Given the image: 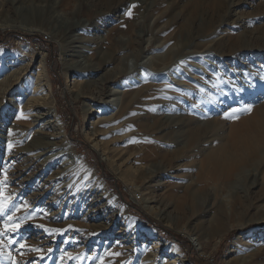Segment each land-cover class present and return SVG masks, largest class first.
<instances>
[{"label": "rangeland", "instance_id": "1", "mask_svg": "<svg viewBox=\"0 0 264 264\" xmlns=\"http://www.w3.org/2000/svg\"><path fill=\"white\" fill-rule=\"evenodd\" d=\"M101 1L82 5L75 0H0V79L4 75L12 79L20 69L19 77L23 75L18 87L11 89L9 82L0 85V264H173L168 255L171 244L178 247L176 257L183 264H264V258L249 262L248 255L264 250V156L229 180L201 164L210 147L264 104V0H222L224 7L215 10V0H206L205 16L197 12L183 31V7L171 10L179 0H161L146 20L139 12L145 0H128L98 21L92 14L105 11ZM163 11L170 14L160 28L173 17L177 23L159 37L155 22ZM132 18L138 25L134 37L126 31ZM213 21L221 23L222 32L212 38L238 36L240 44L250 45L251 50L187 58L185 54L199 52L201 30L215 31ZM194 23L200 27L192 28ZM12 24L35 31L8 27ZM105 28L110 38L104 40ZM148 28L152 30L143 37ZM65 33L74 38L67 49ZM24 35L30 38L24 40ZM87 36L98 39L95 45L81 42ZM137 46L145 50L139 60L133 50ZM119 48L127 49V55ZM157 55L167 61L155 66ZM42 56L47 79L38 84L42 97L38 102L50 104L49 113L41 107L27 113L23 106L32 96L30 87L36 83L32 72ZM99 61L104 70L92 71ZM140 63L145 67H137ZM71 74L79 79L78 88ZM127 74L136 75L127 78ZM86 81L90 87L81 90ZM111 91L119 95L110 111L105 102L113 97ZM128 94L134 100L120 118ZM249 105L250 112L244 110ZM94 116L105 121L119 118L122 127L114 130L115 137L123 154L135 161L132 170L139 168L135 177L118 179L114 170L118 162L107 166L100 152L90 147L96 141L101 148L110 138L89 140L98 125L91 123ZM29 121L36 128L29 127ZM158 121L166 128L154 131ZM186 123L211 130L190 150L185 146ZM45 140L52 146L49 152L36 145ZM28 155L37 158L25 167ZM79 159L94 176L83 170ZM140 171H158L159 176L146 188ZM252 177L255 183L248 188L246 182ZM108 191L111 203L92 219L86 193L99 200ZM132 194L141 196L153 215L135 203ZM123 211L134 222L123 220ZM140 215L180 242L165 237ZM152 233L167 241L162 251L152 247V237L144 239Z\"/></svg>", "mask_w": 264, "mask_h": 264}, {"label": "bare ground", "instance_id": "2", "mask_svg": "<svg viewBox=\"0 0 264 264\" xmlns=\"http://www.w3.org/2000/svg\"><path fill=\"white\" fill-rule=\"evenodd\" d=\"M19 1L21 2L22 0H19ZM36 1H38V2L44 1V3H49L50 2V0H36ZM75 1H77L78 4H82V5L83 4L87 5V2H88V0H75ZM205 1L206 0H179V1L175 2V3H172L171 10L172 9H180L181 7H183V9L181 11L182 15H181L180 19L185 20V23H182L183 25H180V28H181L180 30L181 31H183L184 28L188 27V23L187 22L191 18H192V22L194 21L195 15H196L197 12L203 13L207 9V7L204 5ZM60 2L63 3L64 0H60ZM127 2H128V0H102L101 1V3H102L101 5H102V7L105 6V11L104 10L101 11V12L99 11V12H96L97 14L95 13V14H92V15H96V18L98 19V21L99 20H104L105 17H107L108 15L116 13L118 8H120L121 6H125ZM154 2H150V1H146V0L143 1L144 5L141 6V9H140L139 12L141 13L142 17L145 18L144 20H146V18H148V17L152 16L153 14H155L156 11H157V6L160 5L164 1L154 0ZM239 2H241V1L239 0L237 3H239ZM150 3H154V4L150 5ZM223 5H225V4L223 3L222 0H215V5H214V3L212 4V6H214V10H215V7H217V6H219V8L222 9L224 7ZM192 12H193V17H192ZM169 14H170V12H167V11H163V12L157 14L155 27H157L159 29V31H158L159 37H162L172 27V25H175L177 23V19L173 17V18H171L172 22H169L166 27L164 26V28H160L161 25L165 22V20L167 18H169ZM205 14L206 13L204 12V16H205ZM211 17L213 18V15ZM220 24L221 23L220 22L217 23V21L216 22L215 21L212 22V26L215 29V31L212 32V33L207 32V30L206 31L205 30H201V32H203V34L199 35L197 37V39H199L197 41V44L200 47L199 48V52H195V53H192V54L187 53V54H185V56L187 58L197 57V59H198V58H202V57H200L199 53H209V52L212 53V51H214V52L216 51L215 54L216 55L218 54L219 56H233V54L241 52L243 50H251L252 47L250 45L249 46L246 45V47H245L244 45L240 44V39H238V36L229 37L227 40L222 39V37H218L217 39L216 38H212L213 35L220 34L222 32L220 30L221 29V25ZM193 26L194 27H200L198 24L195 25V23L192 25V28H193ZM8 27L21 29V30H24V31H27V32H34L35 31V29H33V28L24 27L22 25H13L12 24V25H8ZM137 28H138V25L136 24V20H135V18H132V21L130 22L129 26L126 29L128 36H133L134 37ZM104 30H105V33H104V35H102V37H104V40H105V39H107L110 30L106 29V28ZM151 30L152 29H149V28L146 29V30L144 29L143 37L145 36L146 33H150ZM113 33L116 34V33H119V32L116 31V32H113ZM67 34L68 33H65L64 36H63V39H64V41L66 43L65 44V49H67L71 45L72 41H74V38L71 35H67ZM190 35L192 37L194 36L192 33L188 34L189 37H191ZM108 38H110V37H108ZM148 38H151V37L148 36ZM148 38H146V40H145L146 45H147V42H148V40H147ZM166 38L168 39L170 37H166ZM77 39H79V38H77ZM90 39H88V36H87V37H84L82 39V41L81 40L80 41L83 42V43L84 42L86 43V42L90 41L92 46H93V45H95V42L98 40L96 37L92 38L91 40ZM200 39H206V40L202 42ZM114 40H115V38H114ZM168 40H170V39H168ZM111 42H112V45H115L116 41H114V42L111 41ZM164 47H165V45L163 46V48ZM89 49H91V47ZM126 50L127 49H125V48L124 49L119 48V51L123 52L124 55H127ZM133 50L136 51L135 54H136L138 60L140 58L144 57L143 53H145V50H144L143 47L139 46L136 49L133 48ZM157 57H158V55H157ZM165 60H166V58L161 56V57H158V59L155 60L153 62V64L156 66L157 64H160V61L164 62ZM165 63L167 64V62H165ZM100 64H102V63L99 61V63H97V66L91 68V70L92 71H94V70L95 71H100L99 69H101V68L104 70V68L101 67ZM143 66L145 67V64H141L140 63L139 65H137V67H143ZM24 69H26V68H24ZM19 71H18V73L16 75L12 76V79H11L10 75H9V77H6V75H4L5 77L0 79V85H5L7 83H4V82H9V86H12L11 89L16 87V86L18 87L19 83H17V82H19L21 79H23V75L21 77H19L21 75V72H22L21 69ZM71 75L73 76V80H72L73 82L72 83H75V87L78 88V86L80 84L79 79H77V80L75 79V74H71ZM133 75H136V74H132V75H128L127 74V78H130ZM32 78H33L34 81H36V83L33 86H31V87H30L31 84H28V87H30V90L32 92V96L28 99V101L23 106V110L25 112H27V113H33V112H36V110H38L39 107H41V108H43V109H45L47 111L46 113H49L48 109H50L49 108L50 104L48 105L47 103H39L38 102L39 99L42 98L40 96L41 93H40V89H38V84H39L40 80L46 81V79H47V73H46V70H45V61H44L43 56L38 60L37 66L35 65L34 70L32 72ZM29 83H30V81H29ZM89 83H90L89 81L84 82L83 86L81 87V90H84V89L87 90L90 87ZM140 92H139V94H140ZM156 92H158V91H156ZM117 94H118V92L111 91V93L109 95L113 96V97L111 99L106 100V102H105L106 105L108 104L107 109H109L110 111H111V108L113 107V105L115 104L114 101L116 100L115 97L117 96ZM141 94L143 96V92ZM132 96H133L132 94L131 95L128 94V98H127V101H126L125 106H124L126 108V111H124V115L122 114L120 118L124 117L125 114L128 113V111L130 109L129 107L132 106V104H130V102L132 101V99L134 97V96L133 97ZM51 113H55V110L53 112H51ZM95 118L96 119L93 118L91 120V123L94 124V123L98 122V125L95 126V130L94 131L89 133L91 135L89 137V140L91 139L92 136H94L92 138L93 140H95L96 137H99V136H101V140L103 138H105L106 136H109V135H110L109 136L110 138H109V140H105V139L103 140L101 148H99L98 142H96V141H92L90 147L93 150H95L96 152L97 151L100 152L99 154H101V156H102L101 159L104 160V162H105V164L107 166L111 165L114 161L118 162L117 168L114 169L116 171V173H117L116 176H117L118 179H122V177L125 178V177H128V176L135 177V172L139 168H137L136 170H132L135 161H133V159L130 157V155L128 156V155L123 154V151L119 147L120 145L118 144V141H117V139L115 137L114 130L116 131L117 127L121 126L118 123L119 122V118L113 117L114 118V119H112L113 121H105L103 119H101V120L99 119L98 120L97 117H95ZM115 118H117V119L115 120ZM178 118L182 119L181 116H179ZM186 119H188V118H186ZM190 119H191V117H190ZM190 119L187 120V123H188V121L190 122ZM243 120H245V119H243ZM112 122L116 123L115 127L110 126L111 124H113ZM29 123H30L29 127H32L31 123H33V122L29 121ZM187 123H186V126H185V128H186L185 131L188 134V136H187L188 138H187V143H186L185 146L187 147V149L189 148V150H190V148H192L195 145V143L198 141L199 137L202 134H205L207 130L208 131H211V130L208 127L204 128V129H201V130L200 129H195L194 127H192L193 125L190 126ZM163 124L161 122L157 123V125H154L153 130L154 131H158V130H162L163 128H166V127H163L164 126ZM34 128H36L35 125L32 127V129H34ZM233 129H234V127H233ZM24 131L25 130H20L19 133L20 132L24 133ZM36 132H39V130H36ZM18 136H20V135H18ZM60 138L62 139V136H60ZM201 140H202V137H201ZM62 141H63V145H64L65 142H64L63 139H62ZM62 141H59V142L62 143ZM46 144H48V145L45 146ZM36 145L38 147H41L42 149L48 151V152L52 148V146L49 145V143H47L46 140L45 141H39V143H37ZM66 145L68 147L67 150L70 151L69 145L68 144H66ZM33 148H34V146H33ZM98 149H100V150H98ZM29 151H33V150H29ZM71 153L74 154L73 149H72ZM263 153H264V104L262 106L256 108V109H254V111L251 113V115L248 118H246V120L244 122H242V124L239 125V127H237L234 130L231 129V132L227 136L224 137V140H222V142H220V140H219L212 147H210L209 151L206 153V156L202 159L201 164L203 165V167H205V170L207 168H209V170H211V172L214 173L216 175V177L219 176L221 178H225V179L229 180V178H232L236 173H239L245 167L247 168V166L251 165V163L252 164L255 163V161L258 160L259 158H261V160H262V158L264 156ZM37 155H40V153L37 154ZM37 155H30V156L28 155V156H26V159H25L26 166L25 167H29L31 164H34L35 163V159L37 158L36 157ZM171 160H172V158L169 161L171 162ZM78 162L81 163L79 165H81V167L83 168L84 171H88L89 170V169L87 170V167L83 166V164L80 161V159L78 160ZM121 166H123V167H121ZM209 170H208V172H210ZM139 173H141L140 179L142 180V185H144V187H146V188H148L150 186V183L156 177L159 176L158 175V171H155L154 173L148 172L147 174L145 173V171H140ZM88 175L89 176H94L93 170L90 169L88 171ZM96 183L99 184V185L100 184L102 185L101 182H97L96 181ZM254 183H255V177H252L251 179H249L246 182V186L248 188H250V186L251 185L253 186ZM91 191L88 192V193H91ZM88 193H86V195H88L86 197V200H88V205H89L88 214L92 213V219H93V218L98 216L97 212L103 205L105 206V204L108 205L109 203H111L112 194H111L110 191L105 192V193H103L101 195V198L99 197L98 198L99 200H97V198L95 196L94 197L92 196L93 198L89 197L91 194H88ZM132 198H133V201H135V203L143 204V205H141V207L145 210L146 213H148L149 215H153V211L150 210L151 207L146 205L147 202L144 201V199H142L141 196H139V198H137L135 195L132 194ZM160 211H162V209H160ZM164 211H165V209H164ZM162 213H163V211L160 214H162ZM120 217H123L122 218L123 220L128 219L131 222L132 221L134 222V220L131 217H129V215L126 214V212H124V211L121 213ZM96 227H98V226H96ZM171 228L175 229L174 227H171ZM104 229H106V228H104ZM99 230L100 229H98L97 231H99ZM186 234H187L188 238H191L192 240H194V238L187 231H186ZM150 237H152V239H154L153 242H152V247L154 249H158V250L162 251L164 248L167 247V244H165L167 241H165L162 238L157 237V235H155L154 233H152V235L149 234V235L144 236V239L149 241ZM177 254H180L178 247L175 244H171L170 253H168V255L170 256V258H174L172 260V263L173 264H183L184 261L181 259V257H176ZM248 255L250 256V261L249 262L252 261L251 258L257 259L258 260L257 262H261V260H263V258H264V250H262V251L259 250V251L255 252V253H249Z\"/></svg>", "mask_w": 264, "mask_h": 264}, {"label": "trees", "instance_id": "3", "mask_svg": "<svg viewBox=\"0 0 264 264\" xmlns=\"http://www.w3.org/2000/svg\"><path fill=\"white\" fill-rule=\"evenodd\" d=\"M29 38H30L29 36L24 35V38H23V39H24V40H28ZM140 217H141L142 219L146 220L149 224L156 225V224L152 223L151 221H149L148 219H146L144 216L140 215ZM156 226L159 228L158 225H156ZM159 229H160V232L163 233L165 237H167V238H169V239H172V240H177V241L180 242V240H179L178 238H175V237L171 236V235L168 234L166 231H164V229H162L161 227H160Z\"/></svg>", "mask_w": 264, "mask_h": 264}, {"label": "snow or ice", "instance_id": "4", "mask_svg": "<svg viewBox=\"0 0 264 264\" xmlns=\"http://www.w3.org/2000/svg\"><path fill=\"white\" fill-rule=\"evenodd\" d=\"M244 110H246V111H251V106L249 105V106H247V108L246 109H244ZM237 110H233V112H236ZM3 209V205H0V210H2ZM11 230H15V228H13V229H11Z\"/></svg>", "mask_w": 264, "mask_h": 264}]
</instances>
